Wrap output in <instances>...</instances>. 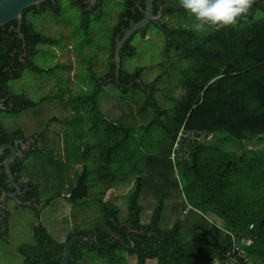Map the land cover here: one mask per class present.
Listing matches in <instances>:
<instances>
[{
  "label": "trees",
  "instance_id": "obj_1",
  "mask_svg": "<svg viewBox=\"0 0 264 264\" xmlns=\"http://www.w3.org/2000/svg\"><path fill=\"white\" fill-rule=\"evenodd\" d=\"M71 1L80 8L87 6L82 0ZM107 1L99 0L97 4L99 12L91 16L96 19L102 17ZM49 2L48 0L41 3L40 11H37L38 6H35L23 13V20L33 34L25 32L24 26L22 33L28 40L35 39V46L58 45L62 38L61 36L58 40H53L51 36L38 31L30 19V16H40L50 10L47 6ZM175 3L176 0H155L154 13H161V21L152 22L137 33L144 39L149 28L155 26L166 37L165 56L169 58L170 53L174 52L180 54L182 60L189 64L181 82L184 93L176 99L172 98L174 100L172 108H162L155 97L158 91L155 84L142 81L144 68H136L134 71L125 68V60L133 58L136 54V47L132 44L135 37L123 47L122 70L120 76H115V63L112 59L116 43L128 29L145 16V0H122L117 2L122 9L110 34L106 71L96 78L95 71L90 70L92 77L96 78V86L90 94L79 96L75 100L78 108L84 112L83 118L89 126V134L96 138L94 143L87 144L81 152L74 146L68 149L65 145L66 162L69 165L83 164L80 174L76 172L79 174L76 185L62 176L66 169L61 168L60 164L53 165L54 153L50 151L51 148L46 143L40 144L45 142L49 132L47 129L36 133L31 149L24 151L23 157L11 165L21 192L18 196L21 203H16L17 207L31 209L38 219L41 218L44 208L60 199L72 205L73 209L78 207L85 209L90 197L93 172L84 162L92 157L93 164L97 166L99 179L110 187L119 181L117 175L112 179L110 172L116 154L121 151L128 154L126 139L139 131L150 132L158 127L161 134L156 147L157 154L146 157L143 170L139 169L135 162L132 169L120 177V180L134 179V192L129 195L126 217L122 218L118 207L98 197L101 207L98 220L90 228H74L64 242L56 240L40 223L33 229L34 244L25 243L18 247V253L24 258L23 264H61L66 242L74 237L89 236L92 228L102 223H107L120 235L125 245L105 231L99 230L93 244L79 243L71 249L69 264H83L88 259H99L107 264H115L124 258V255H121L123 252L135 256L138 264H147L149 260H156L158 264H208L223 257L230 234L253 239L254 245L247 249V254L254 263L264 264V155L260 152L254 153L256 151L250 149H245L244 154L239 155L226 150L224 155L217 154L220 161L219 165H215L214 156L211 162L208 159L201 161V156L206 150V142H194V145H191L190 141V135L196 137L227 135L239 142H253L264 138V0H254L246 22L242 21L235 28L220 32L209 30L203 34H196L184 28L185 22H189L188 14L175 6ZM166 17L169 19L178 17L180 26L177 29L171 27L165 21ZM90 20L91 17H84L85 33L90 29ZM9 25L16 27L17 23L12 21L4 27ZM4 27H0V76L3 83L9 87L11 82L22 79L23 76L4 72L12 58L11 48H7L9 42L6 41V37L17 36L8 33L5 35ZM98 48L101 49L103 46L100 44ZM58 67L41 68L33 60L26 68L44 78L55 75ZM107 84L114 85L122 95H128L130 92L134 93L133 95L136 93L143 95L141 106L133 110L134 121L130 122L129 116L123 112L118 120L113 121L108 116L110 113L102 110L99 98L103 86ZM14 98L21 101V105H4L5 109L0 111V144L13 143L17 138L28 141L21 129L8 130L3 125L1 121L3 113L21 114L25 110L42 105L48 99L43 98L36 102L25 94H15ZM148 110L151 111L152 117L146 123L145 112ZM73 120L69 122L72 123ZM76 122L78 123L79 119ZM76 133L80 134L78 130ZM181 137L183 141L178 147V140ZM193 141H197V138ZM66 142L70 143L67 139ZM174 150H178L182 157H185V150L188 153L190 169L196 177L194 185L200 188L195 208L199 210V205L206 206L209 211L218 214L222 220L219 224L221 229L217 228L216 223H211L206 216L187 209H184L174 221L165 219V224L172 225L171 227L162 226L167 201L164 190L167 184V171L165 160L160 156L171 154ZM37 153L40 155L37 163L43 164L44 173L55 176L53 178L57 179L56 183L62 186V191L45 200H42L39 183L32 178L26 182L21 181L25 173L24 164ZM7 154L8 152L4 157H0V163ZM129 154L130 159H134L133 153ZM253 154L257 155V158H254ZM49 170L56 173L52 175ZM59 177L62 178L61 182L58 180ZM46 182L51 183L49 179ZM64 188L66 192H63ZM0 189L2 194L15 191L7 181L3 163L0 170ZM141 199L145 201L148 211L152 209L149 206L154 205L151 218L146 222L142 218L145 206ZM1 203L0 196V235L5 240L10 213L7 206L1 207ZM167 207L175 211L173 205ZM129 230H136L137 233H129ZM130 241L134 243V247L126 249L125 246H129Z\"/></svg>",
  "mask_w": 264,
  "mask_h": 264
},
{
  "label": "rangeland",
  "instance_id": "obj_2",
  "mask_svg": "<svg viewBox=\"0 0 264 264\" xmlns=\"http://www.w3.org/2000/svg\"><path fill=\"white\" fill-rule=\"evenodd\" d=\"M121 1L108 0L102 17L96 19L91 16L88 33L83 30L81 15L76 10L77 6L71 0H63L60 14L43 13L44 15L36 17L30 16L38 31L55 39L63 35V50L59 48L56 51L58 59L47 60L49 64L43 65V67L50 68L55 65H62L64 71L44 78L36 74H29L16 83H12L11 86L14 91L17 93L24 92L33 101L39 102L43 98L48 99L42 105L25 110L21 114L9 115L3 113L1 117L3 125L8 130L21 129L28 141H33L36 133L47 129L49 132L45 142H40V144L46 143L51 148H49L50 151L54 153L53 165L60 164L61 168L66 169L64 174L61 175L66 180L74 182V185H76L83 164L69 165L66 162L65 145L68 149L74 146L81 152L87 144L96 141V138L91 137L89 134V126L83 118L84 112L78 108L75 100L79 96L90 94L96 86V78L106 71L110 47L109 38L112 27L117 23L122 9L117 2ZM177 18L172 17L169 19V17H166L165 21L171 27L177 29L180 26ZM59 19L63 20L62 24L57 22ZM100 44L103 46L101 49L98 48ZM132 44L136 47V54L133 58L125 60V68L128 71L144 68L142 81L155 84L158 89L155 97L162 108H172L174 105L172 98L176 99L184 93L181 82L184 71H186L189 64L182 60L180 54L171 52L169 58L165 56L166 37L155 26L149 28L144 39L137 35ZM90 70L95 71L96 78L92 77ZM133 94L130 92L128 95H122L114 85L107 84L103 86L99 103L102 105L104 112L110 113L108 116L113 121L118 120L119 115L121 116L123 112L129 116L128 120L132 122V120L134 121L132 115L135 114L133 110L140 107L143 101L142 94ZM145 117V121L148 123L152 117L150 110L145 112ZM52 119L54 120L51 122ZM71 119H74L72 123L69 122ZM77 119H79L78 123L76 122ZM163 120L165 119L163 118ZM77 130L80 132L78 135ZM160 134V128L156 127L150 132L139 131L127 139L123 137L127 141L128 154L124 151L116 154L110 177L113 179L114 175H117L119 181L112 184L111 188L99 179L97 166L93 164L94 159L91 157L90 160L85 161L84 164L88 165L92 169L91 172H93L90 181V197L85 209L79 207L73 209L72 205L63 201L60 206L46 207L41 214V218L38 219L31 209L17 207L18 203L16 204L13 199H10L7 207L10 213L8 234L5 236V240L0 235V264H23L24 258L18 253V247L25 243L34 244L33 229L40 223L44 226L47 223L53 237L62 242L66 241L68 233L74 228H90L101 214L99 198H103L104 201L118 207L121 210L122 218H125L128 213L129 195L134 192V179L124 178L120 180V177L129 169H132V164L135 162H137L139 169H144L146 157L157 154L156 147ZM195 138H197V141H193ZM66 139L70 143H67ZM182 139V137L179 138L178 147L181 145ZM190 139L192 141L191 145H194V142H206V150L201 156V161L208 159L211 162V158L214 156L215 165H219L220 161L217 154L221 156V153H223L224 155L226 150L239 155L244 154L245 149H250L256 151L254 153L260 152L264 155V138L253 142H239L227 135H209V137H206V135H199L198 137L190 135ZM129 152L133 153L134 159H130ZM184 156L182 157L178 150H174L173 153H168L166 156H160L165 160L167 171V184L164 189L167 194V201L165 202L166 207L163 212L162 226L164 228L171 227L172 225L167 226L165 224V219L176 220L184 209L194 210L206 216L211 223L214 222L213 224L216 223L219 226L222 220L218 214L209 211L206 206L201 207L199 205V210L195 208L198 204L200 188L194 185L196 177L193 170L190 169V161L187 159L188 153L186 150ZM38 157L40 158V155L37 153L24 164L25 173L21 181L26 182L32 178L39 183L41 185L42 200H45L60 190L62 191V186L56 183L57 179L53 178L55 176H48L44 173L43 164L37 163ZM253 157L257 158V155L253 154ZM49 172L52 175L56 173L51 170ZM76 172H79V174ZM48 179L51 182L49 184L46 182ZM58 180L61 182L62 178L59 177ZM63 192H66L65 188ZM141 203L145 206L142 218L146 222L151 218L154 205L149 206L152 208L149 209V212L146 206L148 197H146V203L142 199ZM168 205H173L175 211L168 209ZM56 206H58V209L55 211ZM50 213H52V216H49ZM58 219L61 220L57 221ZM121 255H124V258H121L115 264H138L135 256L125 252ZM83 264L107 263L99 259H88ZM147 264L158 263L156 260H149Z\"/></svg>",
  "mask_w": 264,
  "mask_h": 264
},
{
  "label": "water",
  "instance_id": "obj_3",
  "mask_svg": "<svg viewBox=\"0 0 264 264\" xmlns=\"http://www.w3.org/2000/svg\"><path fill=\"white\" fill-rule=\"evenodd\" d=\"M48 1V0H0V27L5 26L6 24L16 21L18 24V30L20 36L24 38V35L21 32L20 25L23 21V13L30 9L31 7L39 6L41 3ZM154 1L155 0H145V10H144V18L138 22L137 24L133 25L130 29L126 31L124 36L117 42L115 51H114V58L113 62L115 63V69L117 71V77L121 71L122 67V49L133 38L137 33L142 31L144 28L148 27L152 22H159L162 19L161 13L155 14L154 13ZM3 106L0 105V109ZM30 146V142H24L23 140H19L16 143V146H12L9 144L0 145V157L6 151H9V156L3 161L4 171L7 175L8 182L15 189L14 193H7L4 192L1 196V207H5L7 204V199H13L16 203L19 202L18 196L20 195V186L15 179V174L11 170V165L15 162L16 159L23 157V151L26 150ZM105 231L113 238L120 241L123 245L124 242L120 235H118L114 230L107 225V223L97 224L92 228V231L89 236L83 237H74L68 240L65 244L61 264H69L70 256H71V249L77 244L83 245H91L97 239V232ZM130 232L137 233L136 230H129ZM142 233V232H141ZM134 247V243L130 241L129 246H125L126 249H132Z\"/></svg>",
  "mask_w": 264,
  "mask_h": 264
},
{
  "label": "flooded vegetation",
  "instance_id": "obj_4",
  "mask_svg": "<svg viewBox=\"0 0 264 264\" xmlns=\"http://www.w3.org/2000/svg\"><path fill=\"white\" fill-rule=\"evenodd\" d=\"M49 1L50 2L48 3L47 6H48V8L50 10H48L46 13H50L51 15L60 14L59 11L62 10V5L59 6L58 3H60V2L62 3L63 0H49ZM76 1H79V0H76ZM82 2H84V4H87V6H85L84 8L76 7V10L79 11V13L81 15V18H82V24H83V20H84L85 16L88 18V17H91V15L98 14L99 8H97V4L99 3V0H82ZM36 10L40 11L41 7L38 6V8H36ZM57 22L62 24L63 20L59 19ZM23 26H24L25 32H28L29 34H33L27 28V24H26V22H24V20H23L22 24L20 25L21 32H22V27ZM3 29L6 31V32H4L5 35L7 33H8V35L9 34H16L17 35L16 37H9V36L6 37V39H7L6 41L9 42V46L7 48H9V49L11 48V51H12L11 52L12 58L8 62V65L5 67V70H4V72L9 74V75H12L13 73H16V74H19V75L21 74L23 76V78H24L25 76H27L29 74H35L34 72H32L28 68H26V67L31 65L33 60L41 68H45V67H43V65L49 64L47 62V60H53L54 58L58 59V55L56 54L57 49L60 48V49L63 50V44H62L63 35H61L62 38H61V41H60V43L58 45L51 44V45L35 46V43H34L35 39L28 40L25 37L23 38V37L20 36L19 30H18V24H17L16 27H14L12 25H9L8 27L7 26L4 27ZM61 29H63V28H61ZM137 35L140 36L141 34H136L134 37H136ZM58 39L59 38H56V39L53 38V40H58ZM116 45H117V43H116ZM54 50H55V52H54ZM114 51H115V49H114ZM121 54H122V52H121ZM113 58H114V56H113ZM112 61H113V59H112ZM55 66H59L58 69L56 70V74L58 72L64 71V66H62V65H55ZM115 76H117L116 69H115ZM118 76H120V73H119ZM19 80H21V79H19ZM19 80L11 82L10 86L8 87V86H6L3 83V78H2V76H0V105L3 106V108L0 109V111L5 109L4 105H21L22 102L17 100V99H15V98L13 99V96L15 94H24V92L17 93L16 91H14V89L11 86L12 83H16ZM19 140H22V139H18L17 138V139L14 140L13 143H10V144L9 143H4V144H9V145H12V146H16V143ZM26 142H30V146L26 150H22L23 152L30 150L31 147H32V144L34 143V141H26ZM4 144H0V145H4ZM6 152H8V154H7V156H5V159L10 154L9 151H6ZM4 154H3V157H4ZM18 159H20V158H18ZM3 161L0 163V170L2 169ZM16 161H17V159L15 160V162L13 164H15ZM7 181H8V178H7ZM1 194H2V191L0 189V196H1ZM20 195H21V193H20ZM7 201H8V199H7Z\"/></svg>",
  "mask_w": 264,
  "mask_h": 264
},
{
  "label": "clouds",
  "instance_id": "obj_5",
  "mask_svg": "<svg viewBox=\"0 0 264 264\" xmlns=\"http://www.w3.org/2000/svg\"><path fill=\"white\" fill-rule=\"evenodd\" d=\"M254 0H176L189 17L184 28L196 34L220 32L246 22Z\"/></svg>",
  "mask_w": 264,
  "mask_h": 264
},
{
  "label": "built area",
  "instance_id": "obj_6",
  "mask_svg": "<svg viewBox=\"0 0 264 264\" xmlns=\"http://www.w3.org/2000/svg\"><path fill=\"white\" fill-rule=\"evenodd\" d=\"M217 228L221 229L219 226ZM253 245L254 240L249 237H238L230 234V240L223 257L208 264H262L260 262L254 263L247 254V249Z\"/></svg>",
  "mask_w": 264,
  "mask_h": 264
},
{
  "label": "crops",
  "instance_id": "obj_7",
  "mask_svg": "<svg viewBox=\"0 0 264 264\" xmlns=\"http://www.w3.org/2000/svg\"><path fill=\"white\" fill-rule=\"evenodd\" d=\"M83 166V165H82ZM9 201V200H8ZM8 201H7V204H6V206L8 207ZM63 201H65V200H62V199H60V200H56V201H54L52 204H50L49 206H54V205H58V206H60V204L63 202ZM66 202V201H65ZM67 203V202H66ZM5 206V207H6ZM17 206V205H16ZM49 206H47V207H49ZM58 206H56L55 207V211L58 209ZM44 209H46V208H44ZM59 212V211H58ZM59 214V213H58ZM49 216H52V213H50L49 214ZM62 216V215H61ZM10 217V216H9ZM48 219V218H47ZM61 219H58L57 221H60ZM45 222V221H44ZM45 227L47 228V230L49 231V233L52 235V233H51V230L49 229V227H48V225H47V223H45ZM53 236V235H52ZM60 242H62V241H60Z\"/></svg>",
  "mask_w": 264,
  "mask_h": 264
}]
</instances>
